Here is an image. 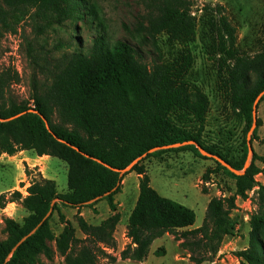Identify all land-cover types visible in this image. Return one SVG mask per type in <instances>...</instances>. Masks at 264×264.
I'll list each match as a JSON object with an SVG mask.
<instances>
[{"label":"trees","instance_id":"1","mask_svg":"<svg viewBox=\"0 0 264 264\" xmlns=\"http://www.w3.org/2000/svg\"><path fill=\"white\" fill-rule=\"evenodd\" d=\"M83 8V0H0L3 34L16 33L27 16L41 20L43 25L39 28L43 30L71 23L69 39L56 47L58 51L63 47L67 51L56 58L47 55L34 63L33 107L7 99L8 89L20 79L16 71L0 75V152L14 156L20 151H33L40 157L51 156L65 162L69 189L67 194L60 195L55 181L40 178L32 181L27 197L13 193V199L22 200L30 215L22 225L5 219L10 237L6 242L0 241V264H35L39 255L52 257L54 251L46 242L52 237L49 218L44 219L51 210H56V201L80 209L105 200L112 215L100 225H91L77 216L84 239L76 236L70 222H64V229L55 240L65 264H98L100 257L105 256L101 246L115 245L113 235L121 221L115 196L121 191L123 176L132 172L139 177V195L128 219L126 236L130 243L122 251V260L143 263L156 239L192 227L195 212L162 197L151 186L141 161L123 176L118 172L146 154L151 157L167 151H190L200 155L198 145L237 172L243 171L236 174L218 164L236 179L239 196H246L257 185L254 176L258 169L254 161L264 159L254 154L252 165L245 170L246 137L245 152L239 162L206 145L204 134L210 100L188 80L193 66L190 51L171 61L158 57L148 63L142 56L146 39L155 41L163 35L188 48L195 40L197 28L190 6L183 0H162L158 11L148 19L145 36L137 46L122 40L110 43L104 36L96 35L89 47H76L72 34L77 23L87 17V13L81 12ZM218 12L219 24H212L217 41H213L212 47L219 56L221 92L231 111L244 119L248 130L254 124L253 105L264 93V39L257 53H245L238 47L236 27ZM88 15L87 22L92 23L91 14ZM38 73L44 76L43 80ZM42 117L48 121L50 131ZM187 142L196 145L149 153L158 147ZM211 174V170L204 174V182L210 180ZM256 193L261 204L264 185ZM3 198L0 197V202ZM235 209L234 198L211 199L203 225L182 236L200 235L216 253L225 237L234 235L236 222L231 212ZM249 227L248 246L234 255L240 264H264L261 209L250 216Z\"/></svg>","mask_w":264,"mask_h":264},{"label":"rangeland","instance_id":"2","mask_svg":"<svg viewBox=\"0 0 264 264\" xmlns=\"http://www.w3.org/2000/svg\"><path fill=\"white\" fill-rule=\"evenodd\" d=\"M83 1L84 8L81 12L87 13L86 18L91 14L93 20L88 23L84 18L77 23V30L72 34L76 47H89L96 35L104 36L110 43L122 40L137 46L145 36L144 29L148 26V19L158 11L162 3V0ZM183 1L190 6L192 16L196 19L195 40L185 48L168 40L164 35L155 41L147 38L142 56L148 63L158 57L171 61L190 51L193 66L188 80L199 86L210 100L204 141L231 161L239 162L245 152L243 142L246 137L253 149L250 154L247 144L248 156L245 164L248 169L253 163L254 154L264 159V99L263 96L260 98L257 107V124L259 122L260 126L253 128L252 125L247 130L244 119L231 111L221 92L222 71L218 62L219 56L212 47L213 41H217V33L212 24H219V10L236 27L240 50L253 55L258 52L264 39V0ZM42 23L41 20L27 16L18 26L16 33L0 32V75L7 71H16L20 76L19 81L13 83L7 91L8 101L33 107L31 99L32 78L36 68L34 63L47 55L56 58L67 51L65 47L59 51L56 47L59 42L69 39L70 21L55 24L44 30L39 28ZM71 50H75V47ZM38 77L40 80L44 79L40 73ZM32 157L36 161L30 159ZM141 162L147 170L151 186L162 197L193 210L196 222L192 228L177 230L173 234H165L156 239L145 262L122 260V251L130 243L126 237L128 219L139 195L138 175L135 172L126 173L127 175L123 176L121 191L115 196L117 211L121 215V221L113 235L115 245L101 246L105 256L100 257L98 264H240L234 253L248 246L250 216L259 209L264 213V201L260 204L257 189L247 191L244 197L239 196L236 192V179L218 164L227 167L215 158L201 153L198 155L190 151H167L151 157L146 156ZM254 164L258 169L254 179L259 185H263L264 162L255 160ZM208 170H211L212 174L210 180L204 182L203 176ZM67 176V164L57 158L40 157L33 151H20L14 156L0 152V197H4L0 202V241L6 242L10 237L4 222L6 218L22 225L30 215L22 200L13 199V193L19 192L22 198H25L29 195L27 189L32 181L44 178L55 181L58 194L65 195L69 192ZM213 198H234L236 204V209L231 212V217L236 222L234 235L225 237L217 246L216 253L206 246L200 235L182 236L184 232L203 225L208 204ZM78 215L89 224L97 226L110 217L112 212L105 200L80 209L64 206L60 201H56V210H51L45 218H49L52 235L46 242L54 252L50 259L39 255L35 264H65L64 258L57 252L55 240L63 231L64 222L73 225L79 239L85 238L78 229Z\"/></svg>","mask_w":264,"mask_h":264},{"label":"water","instance_id":"3","mask_svg":"<svg viewBox=\"0 0 264 264\" xmlns=\"http://www.w3.org/2000/svg\"><path fill=\"white\" fill-rule=\"evenodd\" d=\"M264 95V93H262L258 98L257 100L255 101L254 105H253V119H254V124H253V128L257 125V107H258V102L260 100V98ZM32 113H37V111H34L32 110L31 111ZM20 115L16 116V117H13L11 119H8V121L10 120H13V119H16L18 118ZM43 121L45 122V125H46V128L48 131H50V126H49V123L46 119H44L42 117ZM61 142H64L63 140H60ZM249 144V153H253V149H252V146L250 143ZM185 145H196L195 142H187V143H183V144H175V145H171V146H165V147H158V148H155V149H152L149 153H153V152H156V151H160V150H164V149H171V148H179V147H182V146H185ZM196 147L199 149L200 153L203 154V155H208L209 157H212V158H215L217 161L221 162L222 164L225 165V167H227L230 171H232L233 173H236V174H240L238 173L236 170H234L228 163L224 162L222 159L214 156V155H211V154H208L202 147L196 145ZM77 151H79L78 148H75ZM146 155H144L143 157H140L138 158L137 160H135L129 167L123 169V170H118V172L120 173L121 176L125 175L126 173H128L129 171H131L132 167L136 164H138L144 157H146ZM248 165L246 164L245 165V170L247 169ZM45 220V219H44ZM24 241V239L18 244L20 245L22 242Z\"/></svg>","mask_w":264,"mask_h":264},{"label":"built area","instance_id":"4","mask_svg":"<svg viewBox=\"0 0 264 264\" xmlns=\"http://www.w3.org/2000/svg\"><path fill=\"white\" fill-rule=\"evenodd\" d=\"M255 182L257 183V185L253 188V190H256V189L259 190V187H260L261 185H259L258 182H257L256 180H255ZM263 185H264V184H263ZM253 190H252V191H253ZM257 190H256V191H257ZM126 237H127V236H126ZM127 239H128V238H127ZM128 241H129V239H128ZM102 249L104 250L103 247H102Z\"/></svg>","mask_w":264,"mask_h":264},{"label":"crops","instance_id":"5","mask_svg":"<svg viewBox=\"0 0 264 264\" xmlns=\"http://www.w3.org/2000/svg\"><path fill=\"white\" fill-rule=\"evenodd\" d=\"M30 159H32L33 161H36V159L35 158H30ZM29 166H31L30 164H29ZM189 228H192V227H189ZM188 229V228H187ZM183 230H185V229H183Z\"/></svg>","mask_w":264,"mask_h":264}]
</instances>
